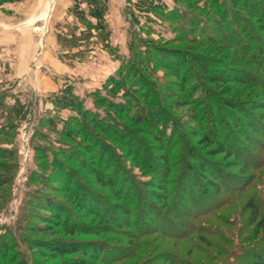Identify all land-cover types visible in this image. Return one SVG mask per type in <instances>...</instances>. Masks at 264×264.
<instances>
[{"label":"rangeland","instance_id":"obj_1","mask_svg":"<svg viewBox=\"0 0 264 264\" xmlns=\"http://www.w3.org/2000/svg\"><path fill=\"white\" fill-rule=\"evenodd\" d=\"M36 1L46 2L47 0ZM156 1L155 5H158L159 10L165 16L173 11L176 12L179 16V23L182 24L183 22L187 26L183 31L184 35L174 32L175 25L166 22L165 18L155 15L144 6H141V0H102L106 7L105 34L108 35V39L103 41L98 37L97 31H91L89 27V22L95 24V20L88 17L82 21L73 14L74 2L72 0L69 12L64 15L66 18L65 23L62 21V23L47 26L45 35L49 36L46 43L47 51L52 52V54L56 52L62 63L71 67L70 81L64 76L60 77V80L68 79L67 82H70L66 83L63 89L67 85L72 86L79 99L85 103L86 109L91 111V115L105 121V119H109V113L102 108H98L90 94L99 91L105 95L103 90L105 81L109 77H117L118 69L122 63L133 57L132 53L135 48L130 46L131 42L132 44L134 42L136 47H141V50L144 49L143 42H147L145 44H152L153 42L159 44L163 51L160 58L163 64L171 65L170 69L172 71L163 67L157 68L155 63H151V66L155 67L154 72L160 78V81H157L156 84L163 86L171 93V98L165 100L163 105L183 125V130L189 136L185 139L186 145L181 140L179 146H190L220 170V173L216 175L209 172L202 176L197 161L192 160L190 163L195 164L197 167L196 174L201 175L197 178L203 183L215 180L214 182L218 185L219 190L225 189V186L229 187V190L232 187L244 186L246 180L253 173L250 168V165L255 162H253V158L259 156V145L254 141L264 142V133H258L256 130L255 133L250 128L252 121L250 114H253L252 116H255L256 120L258 118L264 125V71L245 60L241 50L233 48V46L230 48V46L231 41L245 46V39L242 43L239 40L241 38L247 39L248 33L260 37L264 42V31L258 30L255 34V29H258V27L261 29L264 26V20L259 16L261 10L257 9L256 6L259 4L260 8L263 9L264 3L262 1L256 2L257 5L255 6L253 0H238L240 1L239 5L241 7L245 5L247 9L235 11L236 17L239 19L230 22L231 17L216 14L217 9L215 6L218 3L228 6L229 10H234L232 3L226 4V0H217L216 4L214 3L215 0H200V3L205 2L207 7L204 20L200 18V12L194 8H189L184 0ZM82 8L87 13V7L82 5ZM219 11L221 12V8ZM70 17H73V20ZM74 17L77 18V21ZM207 17L209 19L210 17L213 18L211 23ZM23 18L12 11L0 10V19L13 27L12 30L0 26V33L7 34L6 37L9 39L14 38V35L17 37L23 36L25 39L28 34L27 29L31 30L33 38L32 53L35 56L41 52V44L39 43L41 35L37 28L42 26L43 21L27 26L25 29H20L19 25L24 22ZM58 18L61 19V15ZM190 20L200 21L201 26L205 29L204 34L201 33V29L196 33H192ZM177 34L178 38H175ZM210 37H213V39L209 40ZM23 38L20 43L23 47L22 50L27 52L29 51L28 43ZM162 38L173 41L165 43L160 40ZM3 44H0V56L3 53L9 55L10 51L17 49L15 45ZM256 45L264 55V44L257 43ZM42 46H45V42H42ZM176 55L179 57V61H186L184 66L180 65L182 71L179 79L174 77V70L179 67L176 64ZM196 61L208 62L210 66L208 67L212 69L210 74L212 78L214 76L223 78L221 80L224 83L217 86L211 84L208 81L211 77L203 75L204 72ZM1 62H3V65L0 67V96H4L5 100H3L7 108L2 107L3 111L0 112V128H7L9 124L15 127L8 134L0 135V151L12 153L10 159H4V156L0 155V264L6 261L9 264H144L148 254L142 252L141 249H135L132 240L122 234L123 230L119 229L120 227L115 226L116 228H112L109 226L111 221L121 225L122 221L119 216L106 215L102 213L103 207L96 206L97 204L93 200L78 199L69 192L70 189L76 190L77 185H81L93 199L97 198L100 201L105 199L109 206L116 209L125 208V201L116 198L130 193L129 199L133 198L134 203H140L139 205L142 206L141 199L135 198L132 195V189H128L134 186L132 181L128 180L121 191H119L118 186L110 188V180H112L110 178L117 176L116 174L120 172L117 169L114 171L115 174L113 172L109 173L107 175L110 177L105 179V169H107L109 162H107L108 158L102 160L99 157L102 152V140L97 148L93 143H87L83 134L78 132L82 130V127H85L90 129L92 136L98 134V136L106 138L107 135L100 132L95 133L92 130L93 123L90 116L85 121H79L81 122L79 126L69 123L67 131L72 139L65 135H59L56 131L60 132L64 127L63 124H68L66 123L67 120L77 117L74 109L61 107L52 100H45L40 95L33 96L29 92L23 93L20 91L21 87L17 85V81L8 82L4 78L3 66L6 65L4 63H7V61L0 58V64ZM49 66L51 65L49 64ZM190 66L193 72L200 73V75L196 73L201 81L200 84L192 83L194 73L190 72ZM34 69L43 70V66L38 63ZM215 70H219L220 73H215ZM241 70L245 74H242ZM187 77L191 83L188 86ZM192 85L195 86V90H198L196 93L198 97H202L205 91H209L222 108H225V103L234 104L235 107L238 106L239 109H235L233 112L230 109H224L225 112L220 114L215 112L212 116L218 120L221 117L223 121L233 124L237 121L232 120L229 116L231 114L240 121V125L247 129V132H249L247 135L251 138L246 137L247 135L243 134L242 129H236V126L226 130L219 121L220 124L216 122V126L221 136L229 137L234 145L241 144L246 149L245 153L233 152L235 155L231 158L225 155L210 158L207 152L198 146V140L203 136L204 130H201L199 122L194 121V118L201 117L202 114L195 112L196 110L190 105V100L187 99V93H185L187 87L189 90L192 89ZM137 88L142 91L145 87L139 86ZM118 98L116 101L120 102L121 97ZM145 98L143 97V99ZM149 102H152L150 105L153 107L154 100ZM123 106L129 108L128 105L123 104ZM12 108L17 109L20 116L15 117L12 115L11 120L7 121L5 117L7 114L6 109ZM130 111L132 112L130 116L124 115V119L118 121L119 127L114 126L118 132L114 133V136L108 139V142L112 145L111 148L115 149L118 159L124 158L136 180L144 185L142 188L150 197L148 198L150 202L157 208H162L164 198L167 196L166 184L161 173L164 169L163 160L166 155L164 145L157 142L156 137L159 135L156 134L153 127L151 128L147 123L137 124L139 119H143L138 118L137 120L132 117L137 111V107L132 106ZM43 120H46V124L51 123L52 126L54 125L56 131H53L47 125L42 126ZM128 132L139 139H143L149 149H155L153 158L156 159L155 163L158 164V171L161 172L150 170V165L148 167L139 164L136 162L135 157L130 155L129 152L132 150L129 151V141L125 134ZM37 134L44 135L47 139L46 142L39 140L36 137ZM122 136L124 140L121 139ZM221 139V142L226 144V139ZM96 140L99 141V137ZM96 140L94 142H97ZM47 141L49 144H47ZM37 144L50 155L58 153L56 148L60 146H63L64 151H68V154L72 153L76 161L69 160L65 156H57L56 158L60 163H66L65 165L71 169L75 180L70 184L56 182V173L50 163L46 168L43 165V160L39 158ZM91 147L93 148L92 155H88L85 150ZM26 156H28L27 162L24 163ZM93 163L96 166H92ZM153 164L154 162L151 165ZM194 176L196 177V175ZM42 179L44 180L41 181ZM99 179L106 182L108 186L100 185L98 183ZM217 188L210 187V194L212 195V192H215ZM209 195L207 198H209ZM250 195L251 192L247 193L243 197L244 201ZM49 203L60 209L59 213L56 214L61 218L60 223L56 222L57 217H53L51 220L45 218L50 214L47 209ZM91 204L93 207H91ZM178 208L181 209V206H178ZM161 242L162 253L179 254L181 257L187 256L188 260L193 263L205 259L203 253L192 249L189 241L181 242L166 239L161 240ZM5 246H8L6 252L4 251ZM60 249L64 251L63 254H59L58 250Z\"/></svg>","mask_w":264,"mask_h":264},{"label":"trees","instance_id":"obj_2","mask_svg":"<svg viewBox=\"0 0 264 264\" xmlns=\"http://www.w3.org/2000/svg\"><path fill=\"white\" fill-rule=\"evenodd\" d=\"M22 1L24 0H0V10L5 5L16 4ZM226 1V4L232 3L234 10H229V7L224 4H216L217 0H215V8L217 9L216 14H221L224 17H231L230 22L235 19L238 20L239 18L236 17L237 14L235 11L246 10L247 7L245 5L244 7H241L239 5L240 1L238 0ZM260 1L264 3V0H253V5L255 4L256 6ZM73 2V14L82 21L88 17L92 20H95V24L89 22L91 31H97L98 37L103 41H106L108 39V35L105 34L106 7L102 0H73ZM155 2L157 1L141 0L140 4L155 15L165 18L166 22L169 24L175 25L173 28L174 32L176 31L178 34L182 33L184 35L183 31L187 28V26H185V23L183 22L182 24L179 23V16L176 14V12L173 11L171 14L165 16V14L159 10L158 5H155ZM184 2L189 8H194L200 12L199 16L204 20L206 16L205 9L207 10L205 2L203 4L200 3V0H184ZM82 5L87 7V13L82 8ZM258 5L256 6L257 9L259 8V10H261L259 11V14H261L259 16L264 20V8L261 9L260 5L259 7ZM220 8L221 12L219 11ZM207 18L211 23L213 18ZM190 21L192 23L190 25V27H192V33H196L199 29H201V33L204 34L203 32L205 29L203 26H201L200 21ZM255 30V34H257L258 30L264 31V26H262L261 29L258 27V29ZM178 34L175 38H178ZM212 39L213 37L209 38V40ZM160 40L165 43H171L173 41L165 38ZM243 40L245 41V46H241L239 43L236 44L234 41H231L232 44L230 48L233 46V48H238V50H241L245 60L264 71V55L256 45L257 43L260 45L264 44L263 40L260 39V37L250 35V33L247 34V39L241 38L239 40L240 43H242ZM145 43H142V46H144L143 50H141V47L139 46L136 47L134 42L133 44L132 42L130 43V46L135 48V51L132 53L133 57L127 62L122 63L118 69L117 77L112 76L105 81L103 88L105 95L99 91H95L90 94V97L93 98L95 105L109 113V119H105L104 121L103 119L95 118L94 115H91V111L86 109L85 103L83 100L79 99L78 95H76L74 88L70 85H67L58 95L50 98V100L61 107H71L77 113V117L67 120L68 122L66 123L68 124H63L64 127L60 132L56 131L54 129V125L52 126L51 123H49L50 119L48 121L49 124L45 123L46 120H43L44 122H42V126L47 125L59 135L70 137L69 132L67 131L69 128V123L79 126L81 123L79 121H85L86 118L90 116L93 123L92 130L95 133L100 132L104 135L106 134L107 137L103 138L102 136H98V134L92 136L90 129H86L85 127H82V130H80L78 133L83 134L85 141L87 143H93V145H95L97 148L99 146V142L102 140V152L100 153L99 157L102 160L104 158H108L109 160H107V162H109L108 167L105 169V179L106 177H110L107 174L112 172L114 173V171L117 169L121 173L116 174L117 176H113V178H110L112 179L110 180V188L112 186H118L119 191H121L128 180L132 181L134 186L129 187L128 189H132V195L135 198L141 199L142 206L139 205L140 203H134L132 200L133 198L129 199L130 193H127L126 196L121 195V197L119 196V198H116H121V200L125 201V208L116 209L113 206H109L105 199H101L103 202L97 198L93 199L81 185H77L76 190L70 189L69 192L74 194L78 199L86 198L93 200L95 204H97L96 206L103 207L102 213L106 215L110 214L117 217L119 216L120 220L122 221L121 225H117L115 221H111L109 222V226L112 228H116L117 226L120 227L119 229L123 230L122 234H125L124 236H126V238L132 240V244L135 249H141L142 252L148 254L144 264H264V142H260L259 140L257 142L254 141L259 145V156H257V158H253V162H255L250 165L253 173L251 174V177L246 180L244 186L232 187L231 190H229V187L223 185L225 186V189L223 188V190H219L217 188L218 185L214 182L215 180H211V182H201L197 178V176L201 177V175L196 174V165L191 164L190 161H197L199 165L198 168L202 172V176L209 172H212L216 175L217 173H220V170L217 168V166L213 165L211 161L207 159L205 160V158L200 156L190 146H179L181 140L183 141L182 143L186 145L185 139H187L189 136H187L183 130V125L177 121L175 116L171 114L169 110H167L163 105L165 100L171 98V93L163 86L156 84L157 81H160V78H158V76L155 74V67H152L151 63H155L157 68L163 67L169 71H172V69H170L171 65L163 64V61L160 58L163 51L159 44L154 42L152 44ZM196 63L204 72L203 75L211 77V79L209 78L208 80L211 84L217 86L218 84L224 83L221 80L223 78H218L215 76L212 78L210 75L212 73V69L209 68L210 66L208 62L196 61ZM176 64L179 65V67L174 70V77L179 79L182 71V67H180V65L184 66L186 61H179V57L177 56ZM189 70L192 74L194 73V78H192L194 81L192 83L200 84L199 82L201 81L196 75V73L199 75L200 73L197 71L193 72L191 66L189 67ZM214 72L220 73L219 70H215ZM241 73L245 74L243 70H241ZM134 78L135 80L133 81ZM186 80L187 86L188 84L190 85L191 83L188 77ZM139 86L145 88L140 91L137 88ZM197 91L198 90H195V86H193L190 90L187 87V90H185V93H187V99L190 100V105L196 110L195 112L202 114L201 117L198 116V118H194V121L199 122V127L201 130H204L203 136L198 140V146L202 150L206 151L210 158L219 157L221 155L231 158L235 155L233 152L238 154L245 153L246 149L241 144L234 145L233 142L229 140V137L226 138L225 136H221V133L217 131L218 129L216 126V122L218 123L219 121L226 130H230L232 127L235 128L236 126V129H242L243 134L247 135L249 132H247L246 128H243L244 126L242 127L240 125V121L235 119L229 113V116L232 118V120L237 121L233 124L231 123V126V124L228 122L223 121L221 117L219 118L220 120H218L212 116L215 112H219V114L221 112H225L224 109H230V111L232 110L233 112L235 109H239L237 108L238 106L235 107L234 104L225 103V108H222V106L219 105V102L215 101V98L211 93H209V91H205L202 97H198L196 95ZM118 97H121L122 102L116 101L119 99ZM143 97L146 98L143 99ZM3 99L4 96L1 95V109L2 107L6 106L4 103L5 99ZM150 100H154L155 102L153 103V107L150 105V103H152L149 102ZM123 104L128 105L129 108H125ZM132 106L137 107V111L132 117L137 120L138 118L143 119H139L137 124L147 123V125H149L151 128L153 127L154 131H156V134L159 135L156 137L157 142H160L164 145L163 147L165 149L166 155L163 160L164 169H162L161 172L158 171V164L155 163L156 159L153 158L155 149H149L147 147V143L143 139L133 136L132 133H125L129 141V151L132 150L129 153L131 156L135 157L136 162L141 165L144 164L148 167L150 165V170L162 173V179L166 184L165 191L167 194V196L164 198V204L162 208H157L150 202L148 199L150 197L142 188L144 185L140 184L136 180V177L127 165V161L124 158H121L120 160L118 159L115 149H112V145H110L108 142V139L113 137L114 133L118 132L117 128H114V126L119 127L118 121L123 120L124 115H131L132 112L130 109ZM6 110L7 114L5 117L7 121L11 120L12 115L15 117L20 116L17 109L12 108ZM2 111L3 109L0 112ZM250 115L252 118L250 128H252L254 131L256 130L258 133H264V125H262L258 118L256 120L254 118L255 116H252L253 114ZM14 127V125L11 126V124H9V127L7 128H0V135L3 136L8 134L11 130H13ZM194 136L196 138V134ZM36 137H38V139L41 141L46 142L47 140L42 134H37ZM98 137L99 141L96 140ZM220 137L226 139V144L221 142L222 139ZM246 137L251 138L249 135ZM70 138L72 139V137ZM175 138H177V140H175ZM121 139L124 140V137L122 136ZM95 140L97 142H94ZM47 144H49L48 141ZM135 146L138 149L134 150L133 148H136ZM36 147L40 154L39 158L43 160V165L48 167V164L50 163V166L54 169L56 173V182L70 184L75 180L71 169L67 168L65 165L66 163H60L56 158L57 156H65L68 157L69 160L76 161V159L73 158L74 155H72V153L68 154V151H64V147L60 146L59 148H56V152L58 153L50 155L40 148V145L37 144ZM92 149V147L87 148L85 151L89 155L92 153ZM0 155H3L4 159H10L12 153L0 151ZM153 162L154 164L151 165ZM92 166H96V164L93 163ZM194 175H196V177ZM43 180L44 179L41 181ZM98 183L100 185L108 186V184H106V182H104L102 179H99ZM210 187L217 188L215 192H212V195L209 192ZM249 192H251V195L246 201H244L243 197ZM208 195L209 198H207ZM178 206H181V209L178 208ZM91 207H93L92 204ZM47 209L50 214L45 218L51 220L53 217H57L56 222L60 223L61 218L60 216L58 217L56 215L59 213L60 209H57L55 206H53V204L50 203ZM62 210L64 211V209ZM149 238L153 239L147 241L146 239ZM166 239H172L181 242L189 241L192 245V249L203 253L205 259H200L197 263H193L188 260L187 256L181 257L179 254L173 255L167 254L165 252L162 253L161 240ZM7 248L8 246H5V252ZM58 251L59 254H63L64 252L61 249ZM3 259L5 261V256ZM3 264L9 263L6 261L3 262Z\"/></svg>","mask_w":264,"mask_h":264},{"label":"crops","instance_id":"obj_3","mask_svg":"<svg viewBox=\"0 0 264 264\" xmlns=\"http://www.w3.org/2000/svg\"><path fill=\"white\" fill-rule=\"evenodd\" d=\"M49 3V5H48ZM54 3V7L52 4ZM72 0H47L46 2L36 0H24L20 3L5 5L1 10L12 11L14 14L20 15L24 22L19 25V28H27L30 25L43 21L47 26L56 25L59 23H65L67 15L71 7ZM53 7V8H52ZM61 15V19L58 16ZM54 17V18H53ZM73 20V17H70ZM76 20L77 18L74 17ZM77 21V20H76ZM0 26L6 29H12L7 22L0 19ZM13 30V29H12ZM28 34L25 39L22 37H17L9 39L6 37L7 34L0 33V44L4 42L3 45H15L16 50L10 51L9 55L1 54V59L7 61L3 66L4 78L8 82H16L17 85L21 87L23 93L29 92L33 96H43L47 101L50 98L58 95L63 86L66 85L67 80L71 78V67L62 63V61L57 57L56 52L47 51V39L49 36L40 37L39 43L41 44V52L33 56L32 53V35L31 30L27 29ZM6 31V30H5ZM20 31V30H19ZM22 38L28 43L29 51H23L21 45ZM42 42H45V46H42ZM20 44V45H19ZM19 46V48H18ZM5 52V51H3ZM4 57V58H3ZM37 60V61H36ZM43 66V70H35V66L38 63ZM1 62L0 67L3 65ZM49 64L51 66H49ZM64 76L65 80H60V77ZM39 93V94H38ZM36 100V98H35Z\"/></svg>","mask_w":264,"mask_h":264},{"label":"built area","instance_id":"obj_4","mask_svg":"<svg viewBox=\"0 0 264 264\" xmlns=\"http://www.w3.org/2000/svg\"><path fill=\"white\" fill-rule=\"evenodd\" d=\"M52 1L54 2L55 0H52ZM52 6L54 7V3L52 4ZM37 31H39L40 35L42 37H44L47 33V25L45 23H43L41 27L37 28ZM28 147H29V144H28ZM27 158H28V156L25 157L24 163L27 162Z\"/></svg>","mask_w":264,"mask_h":264}]
</instances>
